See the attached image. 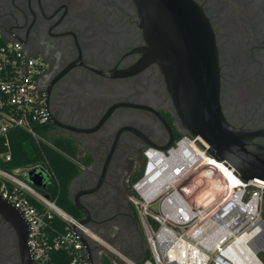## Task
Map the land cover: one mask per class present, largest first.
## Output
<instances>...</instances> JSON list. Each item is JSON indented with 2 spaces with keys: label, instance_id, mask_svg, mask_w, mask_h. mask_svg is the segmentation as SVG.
I'll use <instances>...</instances> for the list:
<instances>
[{
  "label": "flooded vegetation",
  "instance_id": "obj_1",
  "mask_svg": "<svg viewBox=\"0 0 264 264\" xmlns=\"http://www.w3.org/2000/svg\"><path fill=\"white\" fill-rule=\"evenodd\" d=\"M195 1L214 32L226 119L264 128V0ZM0 34L38 57L55 132L77 148L67 196L89 232L85 253L94 264L144 259L131 198L145 151L184 137L201 145L157 63H144L148 43L133 1L0 0ZM0 264H20L15 230L1 215Z\"/></svg>",
  "mask_w": 264,
  "mask_h": 264
},
{
  "label": "built area",
  "instance_id": "obj_2",
  "mask_svg": "<svg viewBox=\"0 0 264 264\" xmlns=\"http://www.w3.org/2000/svg\"><path fill=\"white\" fill-rule=\"evenodd\" d=\"M40 66L38 57L26 55L18 41L0 34V142L6 148L0 152V161L10 158V129H23L43 140L38 127L51 120L37 81ZM149 149L153 148L145 151L146 159ZM37 166L12 171L0 166V195L27 222L26 244L32 264H90L81 241L89 236L87 228L26 180L28 171ZM36 172L49 175L47 169ZM143 176L134 185L131 201L149 256L141 261L120 256L125 264H264L260 257L264 253L262 183L231 182L228 191L237 192L243 206L238 208L221 195L211 203L195 205L187 196L190 188H182L177 180L146 198L145 188L137 186ZM153 204L155 211L151 210ZM53 218L65 223L63 231L49 230L47 219ZM244 235L252 242L243 249L234 246Z\"/></svg>",
  "mask_w": 264,
  "mask_h": 264
},
{
  "label": "water",
  "instance_id": "obj_3",
  "mask_svg": "<svg viewBox=\"0 0 264 264\" xmlns=\"http://www.w3.org/2000/svg\"><path fill=\"white\" fill-rule=\"evenodd\" d=\"M132 1L148 43L144 63H157L191 135L204 139L206 153L230 166L242 181L255 180L264 185V144L255 140L264 138V128L239 127L226 119L220 103L218 50L202 8L195 0ZM50 120L58 124L53 117ZM171 143L159 150L168 151ZM27 180L45 187L42 174L35 169L28 171ZM0 215L15 230L20 264H32L26 244L27 222L1 195ZM81 241L86 251L87 242L83 237ZM86 257L94 264L88 254Z\"/></svg>",
  "mask_w": 264,
  "mask_h": 264
},
{
  "label": "trees",
  "instance_id": "obj_4",
  "mask_svg": "<svg viewBox=\"0 0 264 264\" xmlns=\"http://www.w3.org/2000/svg\"><path fill=\"white\" fill-rule=\"evenodd\" d=\"M38 129L43 140H36L30 133L23 129H10L8 134L10 158L6 161H0V166L12 171L16 168H31L39 164L40 166L35 168L36 171L47 169L49 175L41 173L45 187H36L34 185L33 187L49 200L55 202L57 206L73 217L78 218L79 215L73 212L67 196L68 182L79 170L73 161L77 148L65 136L55 132L56 127L52 121H49L44 126L38 127ZM5 149L2 142H0V152H3ZM194 170L200 173V175L197 172L195 173L198 176L196 182L213 172V168L209 166H200ZM141 175L142 173L139 177ZM220 193L221 190L211 193V200L219 196ZM47 223L51 231L61 232L64 230L65 223L57 218L47 219ZM148 256L149 253L146 250L143 258H147ZM260 257L263 258V253L260 254ZM105 264L112 263L106 260Z\"/></svg>",
  "mask_w": 264,
  "mask_h": 264
},
{
  "label": "bare ground",
  "instance_id": "obj_5",
  "mask_svg": "<svg viewBox=\"0 0 264 264\" xmlns=\"http://www.w3.org/2000/svg\"><path fill=\"white\" fill-rule=\"evenodd\" d=\"M198 141L201 147L197 146L192 139L184 137L175 146L169 148L168 151L149 149L146 153L145 174L143 179L137 184L138 188H145V197L151 198L168 184L180 179L188 170H194L200 166H209L213 168V172L193 185L196 188L194 189L195 193L198 192V196H201V198H208L210 203L224 196V199L229 200V203L236 204L238 208H242L243 206L239 205L238 193L234 192L233 189L230 192L228 191L232 181L242 180L230 166L206 153L205 148L208 147V144L204 139L198 137ZM245 183L249 185L261 184L255 180H249ZM219 190H221L220 195L222 197H219V195L211 200L210 194ZM250 242L252 240L249 241L248 237L244 235L238 238L233 245L236 247L241 246L243 249L245 248V243L249 245ZM239 263L244 264V261Z\"/></svg>",
  "mask_w": 264,
  "mask_h": 264
},
{
  "label": "rangeland",
  "instance_id": "obj_6",
  "mask_svg": "<svg viewBox=\"0 0 264 264\" xmlns=\"http://www.w3.org/2000/svg\"><path fill=\"white\" fill-rule=\"evenodd\" d=\"M173 146H175V145H173ZM197 146H199V145H197ZM196 172L198 173V171H196V170H192V169L188 170L187 172H185L180 177V179L177 180V184L182 185L183 186L182 188L185 187V189L190 188L191 191L187 192V196L193 204L204 205L205 203H208V198L205 199V198H201V196H198V192L195 193L194 189H196V188L193 186V184H195L196 180L198 179V176L195 174ZM198 174L200 175V173H198ZM191 187H192V189H191ZM250 190H251V188H250ZM155 209H156V206L154 204L151 205V210L155 211ZM261 213H262V217L264 218V197H263V202H262V206H261ZM122 262H123V260H122ZM122 262L115 261V264H125L124 262L123 263Z\"/></svg>",
  "mask_w": 264,
  "mask_h": 264
}]
</instances>
